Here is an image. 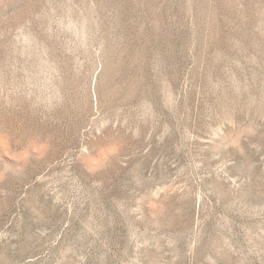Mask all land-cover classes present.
Wrapping results in <instances>:
<instances>
[{"label": "rangeland", "instance_id": "374dc122", "mask_svg": "<svg viewBox=\"0 0 264 264\" xmlns=\"http://www.w3.org/2000/svg\"><path fill=\"white\" fill-rule=\"evenodd\" d=\"M0 264H264V0H0Z\"/></svg>", "mask_w": 264, "mask_h": 264}]
</instances>
